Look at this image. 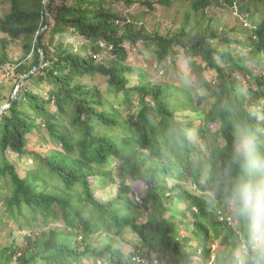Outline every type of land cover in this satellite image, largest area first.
Here are the masks:
<instances>
[{
	"label": "trees",
	"instance_id": "obj_1",
	"mask_svg": "<svg viewBox=\"0 0 264 264\" xmlns=\"http://www.w3.org/2000/svg\"><path fill=\"white\" fill-rule=\"evenodd\" d=\"M7 1L0 31L24 53L13 61L0 38V69L15 66L11 93L0 86V107L12 101L0 114V239L10 237L0 264H192L190 225L206 262L219 239L212 264H253L224 193L242 178L237 132L264 156V0H51L41 36L46 0ZM119 2L144 14L187 7L150 29ZM213 4H239L251 31L217 23ZM41 50L44 66L13 100ZM151 58L173 60L176 81L157 77ZM216 121L222 146L206 129Z\"/></svg>",
	"mask_w": 264,
	"mask_h": 264
},
{
	"label": "rangeland",
	"instance_id": "obj_2",
	"mask_svg": "<svg viewBox=\"0 0 264 264\" xmlns=\"http://www.w3.org/2000/svg\"><path fill=\"white\" fill-rule=\"evenodd\" d=\"M222 2H224V0H222ZM117 9L120 11H123L124 13H129V12H137L139 13V17H143L146 20H148L147 24L149 25L150 29H153L154 27H156V25L152 22V19H155L157 21H161L162 22V26L167 25V24H172L173 20L175 19L176 15L178 13H181L180 11H184L186 9V5H180L179 3L175 2L172 5V9L170 10L168 7H161L160 11L157 13H153V14H144V13H140L142 11V9L144 8L143 6L139 5V4H134L131 7H128L124 2H119L116 4ZM10 7V3L7 0H0V14L3 12H7L9 10ZM239 4L230 6V8H228V6H220V7H216L214 4L211 5L209 7V13L210 14H215V21L217 23H220L221 25H223L224 23H228V24H233L237 21H241V24L244 26L246 31H251L252 29V24L250 23V20L248 17V14L243 12L241 13L240 9H239ZM179 15V14H178ZM181 15V14H180ZM179 24V23H178ZM0 38H5L7 41V47L6 50L10 56V58L13 61H17L24 53L23 51V41L21 39H10L9 36L5 35L4 33H2L0 31ZM72 41H74V43L80 44L83 42V39L81 36L78 35H72L70 38ZM0 49H2V45L3 43L0 44ZM138 58H137V62H140V56L137 54ZM150 63L152 65H154V69L156 70V76L159 77L160 79L163 80H173L176 81V73H177V69H176V63L169 59L168 61L164 62L161 65H158V60L155 58H151ZM178 65L180 67L179 71H187V64L185 60H179ZM14 64L9 63L6 69H0V86L3 89V94L8 96L11 93V89L10 87L12 86L10 81L8 80V77H12L13 73H14ZM100 81V80H99ZM101 83H104L102 81H100ZM4 95H2L0 93V99H5ZM7 100V99H5ZM6 102V101H5ZM207 129V133H209L211 135V137L214 139V141L218 142L221 146L225 144V139L224 136L222 134V122L220 121H216V122H212L211 124L206 126ZM264 142V137H262L260 139L259 143ZM13 158L15 160L16 163L19 161L17 155H13ZM31 161H26L23 162V165H27L28 163H30ZM23 170V169H21ZM24 172V171H23ZM176 202L180 205L181 209H184L186 204L185 202L182 200L180 201L179 199L176 200ZM230 208L228 207V212H229ZM180 219L184 220H188L190 223H192L193 221V217L191 215H187V216H180ZM239 223V221H235L234 224ZM237 223V224H238ZM20 234H22V231H19ZM17 232V233H19ZM181 234L186 235L187 237L190 238V248L192 249V264H211L212 260H215V255L214 253L221 247H225L224 244L220 243L219 239L213 240L212 241V248H213V255L211 257V260L209 262H206V260L201 256V249L203 248V246L201 245L200 248L198 249L199 246V242L196 239V237H194V228L193 225L189 226V229H182ZM134 239L131 241H127L124 243V245L127 246L128 249H134V245H132V242L136 243L135 241L139 240L138 237H133ZM10 241V237L7 234V236L1 237L0 239V243H7ZM197 247V248H196Z\"/></svg>",
	"mask_w": 264,
	"mask_h": 264
},
{
	"label": "clouds",
	"instance_id": "obj_3",
	"mask_svg": "<svg viewBox=\"0 0 264 264\" xmlns=\"http://www.w3.org/2000/svg\"><path fill=\"white\" fill-rule=\"evenodd\" d=\"M237 143L236 161L242 178L230 183L224 193L225 203L247 229L253 264H264V156L257 154L250 132H237Z\"/></svg>",
	"mask_w": 264,
	"mask_h": 264
},
{
	"label": "water",
	"instance_id": "obj_4",
	"mask_svg": "<svg viewBox=\"0 0 264 264\" xmlns=\"http://www.w3.org/2000/svg\"><path fill=\"white\" fill-rule=\"evenodd\" d=\"M50 2H51V0H46V1H45V9H46V16H47V18H46V25L43 27L40 36H41V35L44 33V31L50 26V23H51V21H52V15H51V11H50ZM45 59H46V55H45L44 51L41 50V61H40L39 66H38V67H35V68L32 69L29 73H27V74H25V75H23V76L21 77V79H20V81H19V83H18L17 89H16V91H15V94H14V96H13V100L16 99V97L18 96V92H19L20 85H21V83L24 81V79H25L27 76H29L31 73L40 70V69L44 66V64H45ZM11 104H12V101H11V102H8V103L4 104L2 107H0V114H1L2 112H4V110H5L6 108H8Z\"/></svg>",
	"mask_w": 264,
	"mask_h": 264
}]
</instances>
